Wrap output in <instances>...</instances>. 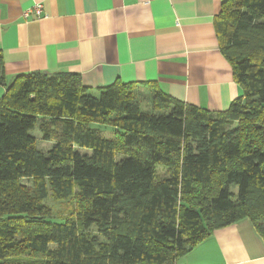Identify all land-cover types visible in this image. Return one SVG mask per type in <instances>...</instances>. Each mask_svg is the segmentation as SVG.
<instances>
[{"label":"trees","instance_id":"16d2710c","mask_svg":"<svg viewBox=\"0 0 264 264\" xmlns=\"http://www.w3.org/2000/svg\"><path fill=\"white\" fill-rule=\"evenodd\" d=\"M216 29L243 90L224 112L154 83L0 78V264H177L245 219L264 240V0H225ZM50 197L75 207L54 218Z\"/></svg>","mask_w":264,"mask_h":264},{"label":"crops","instance_id":"0c3cea01","mask_svg":"<svg viewBox=\"0 0 264 264\" xmlns=\"http://www.w3.org/2000/svg\"><path fill=\"white\" fill-rule=\"evenodd\" d=\"M224 1L0 0V78L74 73L95 96L118 81L154 83L186 104L227 111L243 90L220 50ZM36 3L44 17L24 19ZM177 264H264V240L241 220Z\"/></svg>","mask_w":264,"mask_h":264},{"label":"rangeland","instance_id":"374dc122","mask_svg":"<svg viewBox=\"0 0 264 264\" xmlns=\"http://www.w3.org/2000/svg\"><path fill=\"white\" fill-rule=\"evenodd\" d=\"M237 123V122H236ZM235 123V124H236ZM104 130L103 133L107 138H112L114 136V130L111 127H102ZM32 135L36 138L37 140V146L38 149L41 150L43 153H48L53 146V142L45 141L43 139V136L40 132L39 125L35 128V130L32 132ZM90 153L89 150H82L83 153L87 152ZM159 173H167L165 170L159 169ZM27 184L28 181H24ZM234 192L237 191V188L235 187L233 189ZM46 204L50 209V213L54 218L57 219H63L64 217H67L70 215L71 211L75 207V204L72 202H67V201H57L54 198H49L46 200Z\"/></svg>","mask_w":264,"mask_h":264},{"label":"built area","instance_id":"2783aa9c","mask_svg":"<svg viewBox=\"0 0 264 264\" xmlns=\"http://www.w3.org/2000/svg\"><path fill=\"white\" fill-rule=\"evenodd\" d=\"M32 14H34V16L38 19L43 18L44 17L43 5L41 3H36L31 9L24 11L23 17L24 19L28 20L31 18Z\"/></svg>","mask_w":264,"mask_h":264}]
</instances>
